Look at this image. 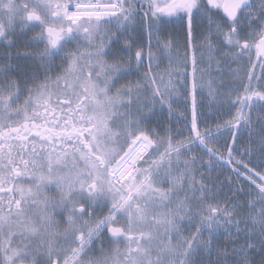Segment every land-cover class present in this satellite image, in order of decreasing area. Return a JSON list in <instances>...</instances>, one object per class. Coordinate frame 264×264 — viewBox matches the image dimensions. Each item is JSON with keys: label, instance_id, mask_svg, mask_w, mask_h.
Masks as SVG:
<instances>
[{"label": "snow or ice", "instance_id": "snow-or-ice-1", "mask_svg": "<svg viewBox=\"0 0 264 264\" xmlns=\"http://www.w3.org/2000/svg\"><path fill=\"white\" fill-rule=\"evenodd\" d=\"M0 264H264V0H0Z\"/></svg>", "mask_w": 264, "mask_h": 264}, {"label": "trees", "instance_id": "trees-1", "mask_svg": "<svg viewBox=\"0 0 264 264\" xmlns=\"http://www.w3.org/2000/svg\"><path fill=\"white\" fill-rule=\"evenodd\" d=\"M253 59L255 60V56H253ZM245 68H246V70H251L252 69V65L251 64H246ZM260 71L261 70L258 67L255 69V72H256L257 75L260 74ZM257 90H261V89H257ZM256 115H257V113H253L254 120H255ZM225 119H227V117H225ZM221 139H223V138H221ZM229 139H230V137H229ZM259 259H260V257L257 256L256 260L259 261Z\"/></svg>", "mask_w": 264, "mask_h": 264}, {"label": "flooded vegetation", "instance_id": "flooded-vegetation-1", "mask_svg": "<svg viewBox=\"0 0 264 264\" xmlns=\"http://www.w3.org/2000/svg\"><path fill=\"white\" fill-rule=\"evenodd\" d=\"M164 65H161V67L163 68Z\"/></svg>", "mask_w": 264, "mask_h": 264}]
</instances>
